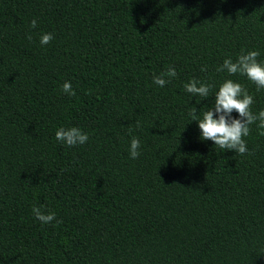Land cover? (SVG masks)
Returning <instances> with one entry per match:
<instances>
[{"label":"trees","instance_id":"obj_1","mask_svg":"<svg viewBox=\"0 0 264 264\" xmlns=\"http://www.w3.org/2000/svg\"><path fill=\"white\" fill-rule=\"evenodd\" d=\"M242 49L264 62V0H0V264H264V136L250 125L240 155L189 116L225 79L264 109V89L217 71Z\"/></svg>","mask_w":264,"mask_h":264},{"label":"clouds","instance_id":"obj_2","mask_svg":"<svg viewBox=\"0 0 264 264\" xmlns=\"http://www.w3.org/2000/svg\"><path fill=\"white\" fill-rule=\"evenodd\" d=\"M36 26L37 21L33 19L30 22V27L35 28ZM27 38L31 40L32 36L28 35ZM52 39V33H42L40 44L42 46L47 45ZM259 55L260 53L257 50L245 51L242 49L235 61L230 57L225 58L223 63L217 66V71H227L229 75L237 73L244 75L256 85L259 91L264 89V62L257 59ZM205 70L206 66H202L201 71ZM176 75L175 68L168 67L166 71L153 76V83L163 87L169 82L166 77L175 78ZM184 89L194 96L205 99L210 96L212 86L192 78L184 84ZM217 89L214 93L212 107L202 113L193 107L189 112L190 121L195 120L197 122L203 140H210L219 148L231 150L240 155L251 154L243 137L249 135L250 125L252 124H257V128L260 130L259 135L264 136V109H261L258 113H253L251 111V105L254 103L253 96L240 83L231 79L223 80L217 86ZM61 91L69 96L76 95L71 83L68 81L62 84ZM233 111L238 114L237 117H233ZM55 137L68 147L82 145L88 140V135L74 126L57 128ZM139 148L140 140L132 137L128 149L132 159L139 156ZM31 211L35 219L41 224H52L54 220L57 225L61 223L54 212L45 211L41 206L34 205Z\"/></svg>","mask_w":264,"mask_h":264}]
</instances>
